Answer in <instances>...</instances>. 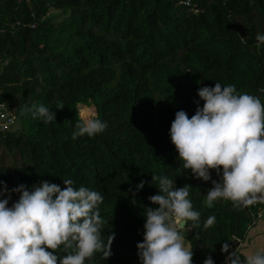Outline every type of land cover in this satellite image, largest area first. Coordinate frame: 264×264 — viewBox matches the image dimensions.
Returning a JSON list of instances; mask_svg holds the SVG:
<instances>
[{
  "label": "trees",
  "instance_id": "trees-1",
  "mask_svg": "<svg viewBox=\"0 0 264 264\" xmlns=\"http://www.w3.org/2000/svg\"><path fill=\"white\" fill-rule=\"evenodd\" d=\"M191 3L0 0V103L16 119L0 133V181L9 189L48 181L63 190V180L71 179L74 189L101 193L100 238L107 244L114 234L112 255L99 251L85 264H121L123 258L122 264H139L145 208L155 207L148 198L157 194L152 174L173 179L177 188L190 186L201 224L191 229L189 221L185 228L192 264L209 256L223 262L222 245L231 252L244 242L258 215L226 199L209 207L211 181L183 168L168 133L177 111L191 118L194 101L203 106L198 88L216 82L264 105V46L256 47V36L264 35V0ZM32 105L56 111V123L34 119L25 112ZM80 106H93L96 118L107 121L104 133L72 139ZM141 180L145 186L133 197L130 189ZM16 199L13 194L9 206ZM209 216L215 223L204 228ZM46 251L63 257L75 249Z\"/></svg>",
  "mask_w": 264,
  "mask_h": 264
},
{
  "label": "clouds",
  "instance_id": "clouds-1",
  "mask_svg": "<svg viewBox=\"0 0 264 264\" xmlns=\"http://www.w3.org/2000/svg\"><path fill=\"white\" fill-rule=\"evenodd\" d=\"M185 4L190 0H184ZM257 49L264 46V35L256 36ZM194 101L195 114L189 118L184 110L177 111L169 129L183 168L190 170L194 179L211 181L207 204L212 207L218 199L233 202L235 207L264 203V105L259 97L237 94L234 85L198 88ZM57 104L55 109H62ZM43 124L56 123V111L44 105L25 109ZM107 121L96 118L85 110L75 125L72 139L92 138L104 133ZM218 180H213L211 171ZM157 194L148 199L155 207H146L143 241L138 242L139 264H192L193 251L184 243L179 229L199 228L200 212L194 210L189 197V185L177 188L167 176L152 174L151 183ZM59 185L42 181L31 187L20 184L9 189L0 181V264H85L94 253L102 251L105 258L112 255L110 248L114 234L105 244L100 238L103 223L98 206L103 202L101 193L85 187L74 189V181L63 180ZM141 180L130 191L132 196L144 188ZM18 199L11 203L12 195ZM259 194V195H257ZM135 203V199L132 200ZM215 217L203 223L210 228ZM75 249L73 254L58 257L56 251ZM225 243L221 251L228 253L226 264H241L236 252H229ZM203 264H214L211 256ZM246 264H264V249L249 255Z\"/></svg>",
  "mask_w": 264,
  "mask_h": 264
},
{
  "label": "crops",
  "instance_id": "crops-1",
  "mask_svg": "<svg viewBox=\"0 0 264 264\" xmlns=\"http://www.w3.org/2000/svg\"><path fill=\"white\" fill-rule=\"evenodd\" d=\"M259 204L264 210V203ZM238 248L245 263L249 255H253L257 250L264 249V212L263 218L256 225L250 227L245 241L240 243Z\"/></svg>",
  "mask_w": 264,
  "mask_h": 264
},
{
  "label": "built area",
  "instance_id": "built-area-1",
  "mask_svg": "<svg viewBox=\"0 0 264 264\" xmlns=\"http://www.w3.org/2000/svg\"><path fill=\"white\" fill-rule=\"evenodd\" d=\"M185 4V2H184ZM191 0L190 3L185 4L187 7H191ZM35 27V26H33ZM16 123V119L15 116L12 114V112L10 111L7 103H0V133H6L8 132ZM251 207H254L257 209L258 211V215L257 217L254 219V222L252 224V226L256 225L257 222L263 218V208L260 206L259 203L255 204V205H251ZM240 242V241H239ZM236 252V255L239 257L240 259V253H239V248H233L231 247V252ZM241 261V259H240ZM220 264H226V258L223 262H221Z\"/></svg>",
  "mask_w": 264,
  "mask_h": 264
},
{
  "label": "rangeland",
  "instance_id": "rangeland-1",
  "mask_svg": "<svg viewBox=\"0 0 264 264\" xmlns=\"http://www.w3.org/2000/svg\"><path fill=\"white\" fill-rule=\"evenodd\" d=\"M52 12L55 13L54 10H52ZM79 108H80V113L88 109L87 111H89L90 113H92L95 117L97 116V114H96V110H95V108H94L93 106H90V107H87V106H80ZM18 126H19V125H18ZM260 220H261V219H260ZM178 231H179V233L181 234L182 237H185V240H184L185 245H186V246L190 245V244H188V242H187V240H186V236L188 235V231H187L185 228H183V229H179ZM190 246H191V245H190ZM239 253H240V251H239ZM119 262L122 264V263L127 262V260H126L125 258H123V259L119 260Z\"/></svg>",
  "mask_w": 264,
  "mask_h": 264
},
{
  "label": "water",
  "instance_id": "water-1",
  "mask_svg": "<svg viewBox=\"0 0 264 264\" xmlns=\"http://www.w3.org/2000/svg\"><path fill=\"white\" fill-rule=\"evenodd\" d=\"M237 243H238V245H237V246L239 247V245H240V243H241V242L237 241Z\"/></svg>",
  "mask_w": 264,
  "mask_h": 264
},
{
  "label": "bare ground",
  "instance_id": "bare-ground-1",
  "mask_svg": "<svg viewBox=\"0 0 264 264\" xmlns=\"http://www.w3.org/2000/svg\"><path fill=\"white\" fill-rule=\"evenodd\" d=\"M88 110V109H87Z\"/></svg>",
  "mask_w": 264,
  "mask_h": 264
}]
</instances>
